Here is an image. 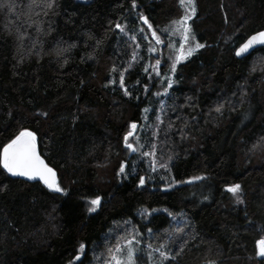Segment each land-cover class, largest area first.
<instances>
[{"label":"trees","instance_id":"1","mask_svg":"<svg viewBox=\"0 0 264 264\" xmlns=\"http://www.w3.org/2000/svg\"><path fill=\"white\" fill-rule=\"evenodd\" d=\"M6 3L14 7L0 8V148L34 132L63 191L0 168V264H105L131 238L137 264H150L149 252L160 264L161 243L171 255L185 240L164 264H264L254 245L264 237V46L234 56L264 28V0H193L188 23L205 47L174 73L162 58L160 75L145 71L152 39L143 35L150 24L165 36L183 15L179 0ZM130 122L136 152L124 146ZM153 144L155 156L143 157ZM233 184L243 203L226 191Z\"/></svg>","mask_w":264,"mask_h":264},{"label":"snow or ice","instance_id":"2","mask_svg":"<svg viewBox=\"0 0 264 264\" xmlns=\"http://www.w3.org/2000/svg\"><path fill=\"white\" fill-rule=\"evenodd\" d=\"M181 7L185 9V14L181 16L178 20H174L171 23L175 26L173 31L178 32L181 36V39L179 41L180 48L177 50V55L173 59V62L170 66V71L172 73L176 72L177 70V64L180 63L182 60L187 59L188 57L192 56L193 53H195L198 49H201L205 47L204 44H201L197 42L195 35L192 33L191 25L188 23V21L192 18V16L196 13V8L194 6L193 0H179ZM46 6L48 8L53 7V0H47ZM7 7L9 11H12V8L14 5L6 3V0H0V8ZM140 20L144 21L145 24H148L147 19L141 15ZM117 28H119L121 31H124V29L121 27V25H116ZM148 30L152 33V38L156 41V44H160L161 38L157 35L155 31H152V25H148ZM147 39V37H145ZM264 45V31L256 32L255 34L248 37L247 41L243 43L237 50L236 55L240 56L243 53L248 52L249 49L253 48L255 45ZM139 47V45H137ZM169 47H172L171 44H169ZM149 52H155L156 49L154 47L148 48ZM135 59V57H133ZM161 65L160 60H156L154 64L148 66H145V71H147L148 67H151L154 72H156L157 75H160L158 68ZM124 77L125 72H120V87L125 88L124 85ZM163 79V77H161ZM175 81L172 80L171 76L167 77V83L169 87L174 83ZM109 83H112V81H109ZM168 92V88L164 89V93ZM124 95L128 96L129 92L125 89ZM154 95L160 96L161 93H155ZM163 103V101H161ZM223 105H219L216 107L215 111L220 112ZM144 112H147L148 109H144ZM159 112H163V109H158ZM41 115H44V113H41ZM163 124V121L161 119L160 115H157L156 117V124L154 125L155 128H160V126ZM129 131L124 135L123 141L124 146L129 150V152H136L138 151V148L133 145L132 142H130V137H133L136 130H137V123L136 122H130L129 125ZM169 129L173 127L172 123H169L167 126ZM167 134V133H165ZM157 135V132H153V138L155 139ZM155 147L156 145H152V151H145L142 152L143 157H150L155 156ZM160 167L167 168V164H161ZM0 168H3L6 172L10 173L13 176H20V177H26L28 180H39L42 182L48 189L55 191V192H62L63 189L59 186V184L56 181V174L53 171L52 168L48 167L47 164H45L44 160L41 159L40 155L37 154L36 151V135L34 132L29 131L28 129H23L19 131L17 135L11 140H9L8 143L3 145V148H0ZM152 170H156V162L153 160L152 162ZM125 171V165L123 162H121L120 165V173H123ZM119 175V173H118ZM193 180H200L202 177H193ZM190 183L191 181H187ZM178 183V181H172L170 184H168V187H172L173 184ZM145 184V177L141 176L139 180V185ZM226 191L231 193L237 203H243V200L241 199L239 193L241 191V185L240 184H233L231 186H226ZM100 197L97 196L95 199H92L90 201V204L92 207L88 209L89 212H93L96 210V206L100 203ZM171 216L172 213H169ZM151 232L152 230L149 229ZM177 232H180L181 229L177 228ZM140 241L136 240L135 244L139 245ZM187 241H183V243L180 245V248L175 251L173 254L172 250L168 248L167 242L161 243L159 248L155 249L156 252L159 253L160 257V264H164L165 261L169 260H176L179 255L183 251V246L186 244ZM151 247V246H149ZM256 247H257V255L264 257V237H261L259 240L256 241ZM85 249V245L82 243L79 246V250L83 251ZM140 249L138 247L133 246V241L129 240L126 241L124 245V249H121L120 245L116 246L115 253H112V250L110 249V255L111 259L109 261H106L105 264H136L137 254L139 253ZM149 260L151 262L152 260V253H148ZM78 259V257H77ZM208 264H215V261H209Z\"/></svg>","mask_w":264,"mask_h":264},{"label":"rangeland","instance_id":"3","mask_svg":"<svg viewBox=\"0 0 264 264\" xmlns=\"http://www.w3.org/2000/svg\"><path fill=\"white\" fill-rule=\"evenodd\" d=\"M184 14H185V9L183 8V15ZM176 20H178V19H176ZM174 27L175 26L170 22V24L165 29H163L165 36L162 37V35L157 34L158 36H160L161 41H162L160 44H156V41L152 38L151 31L149 33H148V31L144 32L143 36H145L147 38L149 37V34L151 36L152 40H151V45L149 47H154L156 49V51L154 53L149 52L150 58L152 56V58H151L152 62L150 65L154 64L156 60H160L162 63L163 62L162 58H164V57L169 58L173 62V59L178 54L177 50H179V48H180L179 41L181 39L180 34L178 32L173 31ZM169 44H171L172 47H169ZM160 67H161V65L159 66L158 71L160 70ZM152 72H154V71L152 70ZM154 73L156 74V72H154ZM159 73H160V71H159ZM129 240L133 241L134 247H138V245L135 244L136 238H131V239H128L127 241H129ZM125 243H126V241L120 245L121 249H124ZM153 263L154 262H150V264H153Z\"/></svg>","mask_w":264,"mask_h":264},{"label":"water","instance_id":"4","mask_svg":"<svg viewBox=\"0 0 264 264\" xmlns=\"http://www.w3.org/2000/svg\"><path fill=\"white\" fill-rule=\"evenodd\" d=\"M259 31H264V28H261V29H258L257 31H254V32H252L251 34H249L242 42H240V44L235 48V51H234V53H236V50L243 44V43H245L246 41H247V39H248V37L249 36H251V35H253V34H255L256 32H259ZM261 46H264V45H259V44H257V45H255L253 48H251V49H249L248 50V52H246V53H243V54H241L240 56H237L236 54L234 55V56H236L237 58H241V57H244V56H246L247 54H249L250 52H252L255 48H258V47H261ZM36 151H37V154L38 155H40V157H41V159L42 160H44V162H45V164H47V162L45 161V159L42 157V155H41V153L39 152L40 150H39V147H38V145H37V143H36ZM48 167H50L49 165H48ZM50 168H52V167H50ZM54 171V170H53ZM55 172V171H54ZM10 174V173H9ZM56 174V173H55ZM17 177H20V176H17ZM21 178H23V179H25V180H28L26 177H21ZM28 181H39L38 179L37 180H28ZM56 181H57V177H56ZM40 182V181H39ZM50 190V189H49ZM261 238V237H260ZM260 238H258L257 240H259ZM256 240V241H257ZM255 247H256V242H255ZM256 255H257V247H256ZM257 258H262V256H258L257 255Z\"/></svg>","mask_w":264,"mask_h":264}]
</instances>
